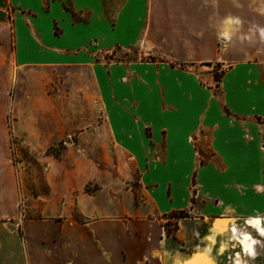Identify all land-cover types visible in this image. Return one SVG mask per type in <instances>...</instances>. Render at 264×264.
<instances>
[{
  "label": "crops",
  "instance_id": "1",
  "mask_svg": "<svg viewBox=\"0 0 264 264\" xmlns=\"http://www.w3.org/2000/svg\"><path fill=\"white\" fill-rule=\"evenodd\" d=\"M65 1L0 0V264H264V236L248 223L260 217L264 227V0H186L193 55L177 59L220 64L218 86L186 70L164 72L153 91L145 80L125 84L109 119L134 159L143 203L131 188L121 201L100 188L66 191L52 213L47 204L19 207L10 158L19 81L33 68L80 62L101 34L93 23L74 24ZM100 4L73 0L77 8ZM71 198L83 220L72 217ZM181 210L188 216L169 217ZM245 233L258 241H246L254 256L244 251Z\"/></svg>",
  "mask_w": 264,
  "mask_h": 264
},
{
  "label": "rangeland",
  "instance_id": "2",
  "mask_svg": "<svg viewBox=\"0 0 264 264\" xmlns=\"http://www.w3.org/2000/svg\"><path fill=\"white\" fill-rule=\"evenodd\" d=\"M125 2L100 0L95 9L77 8L73 0H66L64 7L72 13L74 24L89 28L87 25L93 23L103 35L93 42L97 49L90 52L87 46L80 62L33 68L20 79L14 104L19 115L18 133L12 138L10 158L21 209L47 204L52 213L62 206L58 197L66 198V191L91 193L100 188L119 194V201L126 188H131L136 201L143 203L134 159L121 149L109 119L122 104L120 93L125 84L141 79L153 91L155 79L164 72L186 70L192 77L197 75L202 82L217 86L220 64L177 59L182 54L193 55L187 52V45L193 40L190 25L194 8L187 6L186 0H139L132 6ZM126 10L133 13L130 18H126ZM62 25L54 26L57 34L64 31ZM121 29L128 35L122 37ZM146 133L151 134L150 128ZM66 205L74 219L83 220L72 198ZM36 216L37 211L27 215Z\"/></svg>",
  "mask_w": 264,
  "mask_h": 264
},
{
  "label": "clouds",
  "instance_id": "3",
  "mask_svg": "<svg viewBox=\"0 0 264 264\" xmlns=\"http://www.w3.org/2000/svg\"><path fill=\"white\" fill-rule=\"evenodd\" d=\"M230 22L235 23V24H239L240 20L238 18H236L234 20H232L230 18ZM223 35L227 37L228 33H223ZM260 35L262 38H264V28L260 29ZM248 223L250 225H252L253 227H255L261 236H264V227L260 226L261 225V218L260 217H255V218L249 219ZM244 241H251V245L258 243V241H256L255 239H252V237L247 233L244 234ZM251 245L246 243L244 251H246L248 253V255L254 256L255 252L251 248ZM221 250H223V249H221ZM235 264H240L239 259L236 260Z\"/></svg>",
  "mask_w": 264,
  "mask_h": 264
},
{
  "label": "trees",
  "instance_id": "4",
  "mask_svg": "<svg viewBox=\"0 0 264 264\" xmlns=\"http://www.w3.org/2000/svg\"><path fill=\"white\" fill-rule=\"evenodd\" d=\"M223 72H224V71H222L221 74H220L219 76L216 77L217 86H218V83H219V81H220V79H221V76H222ZM187 216H188V212H187V211H184V210H181V211H178V212H173V213H171L169 217H171V218H175V219H179V218H184V217H187ZM169 226H170V222L166 224L167 232H168V233H172L173 230H171V229L169 228ZM173 226L176 227V224H173ZM174 229H175V228H174Z\"/></svg>",
  "mask_w": 264,
  "mask_h": 264
},
{
  "label": "bare ground",
  "instance_id": "5",
  "mask_svg": "<svg viewBox=\"0 0 264 264\" xmlns=\"http://www.w3.org/2000/svg\"><path fill=\"white\" fill-rule=\"evenodd\" d=\"M245 242H246V241H245ZM245 242H244V243H245ZM246 243H247V242H246ZM246 243H245V244H246Z\"/></svg>",
  "mask_w": 264,
  "mask_h": 264
}]
</instances>
